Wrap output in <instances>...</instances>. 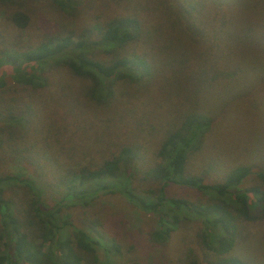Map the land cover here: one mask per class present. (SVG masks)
Masks as SVG:
<instances>
[{"label": "rangeland", "instance_id": "rangeland-1", "mask_svg": "<svg viewBox=\"0 0 264 264\" xmlns=\"http://www.w3.org/2000/svg\"><path fill=\"white\" fill-rule=\"evenodd\" d=\"M72 5L66 11L52 0L0 1V80L5 84L0 87V112L12 106L13 114L26 116L22 129L11 134L0 129V175L34 177L45 202L52 204L60 192L53 178L59 172L95 166L120 146L133 145L141 155L132 165L134 184L153 186L144 176L157 161L165 133L177 127L187 110H196L198 94L203 107L198 110L210 108L216 116L201 148L189 155L187 172L214 183L236 164L247 165L252 173L240 186L263 187L256 172L264 170V0H72ZM15 10L28 14L26 27L8 19ZM119 16L135 18L140 30L125 53L151 63L154 59L155 70L143 83L117 81L108 103L91 100V80L63 64L48 66L46 85L33 88L3 62L11 43L24 48L45 37H95L98 27ZM109 55L102 48L95 57L107 60ZM202 72L206 82L196 85L193 78ZM6 192L19 216L17 209L22 211L26 201L23 190L9 187ZM166 192L194 203L214 199L175 183ZM253 212L260 210L256 206ZM186 214L189 218L171 224L168 238L157 243L150 237L156 212L136 207L118 193H100L88 205L60 208L62 218L80 226L93 223L106 240L117 243L102 244L119 247L107 253L97 246V260L89 264H185L189 257L199 264H221L201 238L211 232L204 231L200 217ZM238 225L235 243L224 256L264 264V211ZM48 248L44 242L42 249Z\"/></svg>", "mask_w": 264, "mask_h": 264}, {"label": "trees", "instance_id": "trees-1", "mask_svg": "<svg viewBox=\"0 0 264 264\" xmlns=\"http://www.w3.org/2000/svg\"><path fill=\"white\" fill-rule=\"evenodd\" d=\"M52 2L66 11L74 7L72 0ZM8 19L19 28L29 23L28 14L22 10L12 11ZM139 31L135 18L112 17L97 28L95 37L77 40L73 35L45 37L39 43L24 48L17 47V42L10 46L11 43L6 47L3 62L22 84L33 88L46 85L47 76L44 73L48 66L63 64L74 75L91 80L88 91L91 100L108 103V98L114 97V84L117 81L143 83L154 73V59L151 63L136 53H125ZM102 48L110 54L107 60L95 57ZM203 73L197 74L193 83H205L207 75L202 76ZM4 85L0 80V87ZM199 97L196 94V110H187L178 119L177 127L165 133L156 152L157 161L150 169L149 176H144V179L148 177L154 182L153 186L142 188L134 184L136 173L132 165L141 155L139 148L133 145L120 146L95 166L68 167L59 172L53 178L54 183L60 186V192L52 204L45 202L43 188L34 177L23 173L0 175V264L95 263L97 246L117 243L113 239L106 240V236L93 223L80 226L62 218L60 208L76 203L88 205L100 193H118L128 203L156 212V224L150 237L157 243L168 238L173 230L171 224L189 218L187 211L194 213L201 218L204 231L211 232L209 236L205 232L201 238L214 256H220L218 262L245 264L238 257L224 255L235 243L238 221L257 219L264 211V170L256 172L263 187L255 185L249 188L240 186L252 173L247 165L236 164L214 183H206L203 174L191 175L187 172L189 155L201 148L206 133L214 123L212 117L216 116L210 108L206 113L198 110L203 108L197 102ZM8 107L6 113L0 112V129L11 134L18 127L22 129L26 125V116L13 114V107ZM170 183L210 193L214 199L194 203L167 195L166 187ZM9 187L23 190L25 195L22 211L17 209L19 216L14 212L13 203L6 192ZM256 206L260 210L258 215L253 212ZM44 242L49 244L47 251L42 249ZM112 247L116 251L119 249L116 245L110 248L103 246V249L107 253L112 251ZM185 264L199 263L189 257Z\"/></svg>", "mask_w": 264, "mask_h": 264}]
</instances>
